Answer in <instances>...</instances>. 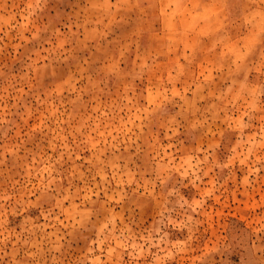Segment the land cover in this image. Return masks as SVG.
<instances>
[{
	"label": "rangeland",
	"instance_id": "374dc122",
	"mask_svg": "<svg viewBox=\"0 0 264 264\" xmlns=\"http://www.w3.org/2000/svg\"><path fill=\"white\" fill-rule=\"evenodd\" d=\"M0 264H264V0H0Z\"/></svg>",
	"mask_w": 264,
	"mask_h": 264
}]
</instances>
